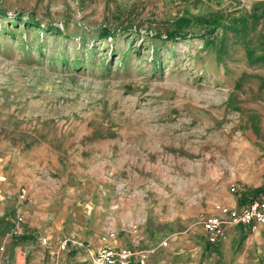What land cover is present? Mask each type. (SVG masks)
<instances>
[{
	"label": "rangeland",
	"instance_id": "obj_1",
	"mask_svg": "<svg viewBox=\"0 0 264 264\" xmlns=\"http://www.w3.org/2000/svg\"><path fill=\"white\" fill-rule=\"evenodd\" d=\"M255 1L0 0V13L41 27H10L0 40V150L30 171L15 219L25 228L32 197L81 200L99 207L100 237L106 227L124 235L134 220L143 238L152 225L182 251L167 245L162 264H198L201 216L236 199L232 183L247 193L264 183V66L240 49L219 61L201 41L166 33L185 12L249 11ZM103 31L113 35L103 41Z\"/></svg>",
	"mask_w": 264,
	"mask_h": 264
},
{
	"label": "crops",
	"instance_id": "obj_2",
	"mask_svg": "<svg viewBox=\"0 0 264 264\" xmlns=\"http://www.w3.org/2000/svg\"><path fill=\"white\" fill-rule=\"evenodd\" d=\"M3 155L0 150V264H86V249L95 250L100 246V209L93 203L61 198L47 201L41 197H32L31 202L22 208L26 222L24 235L7 239L15 222L19 182L23 174L29 175L30 171L28 168L15 166L13 160L5 159ZM263 184L255 188L262 187ZM240 190L234 194V201L215 204L208 215L218 214L217 206L241 209L247 205L251 201L248 190ZM182 224L186 228L193 225L190 219H185ZM150 227L152 225H148L142 244L144 249L151 251L147 264H162V250L167 245L170 250L174 251L176 248L174 249L173 243L165 241L169 239L168 231L163 233L155 229L151 232ZM174 227L173 224L172 228ZM203 232L204 230L200 231L201 236L205 235ZM186 233L189 235L190 230ZM65 238L81 243L84 248L69 243L67 250H60V243ZM43 239L45 244L41 242ZM111 244L126 245V237L120 233ZM57 248L59 254L55 258ZM179 250L177 248L174 252L171 251V255H178L182 252ZM198 264H264V227L226 226L223 240L216 245L208 244L205 235Z\"/></svg>",
	"mask_w": 264,
	"mask_h": 264
},
{
	"label": "trees",
	"instance_id": "obj_3",
	"mask_svg": "<svg viewBox=\"0 0 264 264\" xmlns=\"http://www.w3.org/2000/svg\"><path fill=\"white\" fill-rule=\"evenodd\" d=\"M205 1L220 6L224 0ZM3 22L6 23L0 32V40L3 38L11 39L13 33L9 29L10 27L13 29L28 27L35 33L41 29L39 23H35L33 19H25L22 16L9 18L4 12L0 13V24ZM58 32L60 31L55 28H45L46 35H51V37L59 34ZM112 35L111 32L103 31L100 38L105 41ZM166 39L171 42L177 39L183 41L199 40L204 48L211 49L216 54L219 61L224 58L227 59L233 51L240 49L249 64L264 66V0L255 1L249 11L236 8L226 10L218 7L202 15L191 16L185 12L174 21V28L166 33ZM2 45H5L6 48L10 47V43L3 42ZM42 46L43 44H39L35 50L38 55L44 57L45 53L41 50ZM63 55L66 57L67 64L64 66L68 68L67 50L64 51ZM60 58L58 57L57 65H60ZM248 194L251 200L258 198L264 194V184Z\"/></svg>",
	"mask_w": 264,
	"mask_h": 264
},
{
	"label": "built area",
	"instance_id": "obj_4",
	"mask_svg": "<svg viewBox=\"0 0 264 264\" xmlns=\"http://www.w3.org/2000/svg\"><path fill=\"white\" fill-rule=\"evenodd\" d=\"M239 190L240 186L237 184L232 183L229 186L231 194H236ZM25 194L26 191L23 189L20 197L21 203L25 201ZM117 207L115 205L112 209L116 210ZM216 208L218 214L204 215L200 218V225L205 232L206 241L210 245H216L223 240L226 226L264 227V194L251 200L241 209L227 206H217ZM122 226L121 232L128 238L127 244L123 246L112 245L111 243L118 238L119 233L113 227H106L100 237V246L95 250L86 249V264H147L151 251L142 247L144 238L140 235L138 223L129 220ZM24 233L23 220L19 215L15 219L11 235L20 237ZM41 242L46 243L44 239ZM69 243L77 244L70 238H65L61 241L59 249L67 250ZM77 246L84 248L81 243Z\"/></svg>",
	"mask_w": 264,
	"mask_h": 264
}]
</instances>
